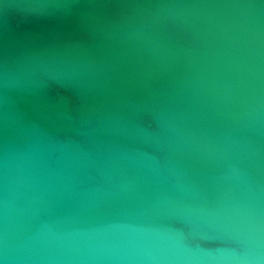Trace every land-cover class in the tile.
<instances>
[{
  "label": "water",
  "instance_id": "1",
  "mask_svg": "<svg viewBox=\"0 0 264 264\" xmlns=\"http://www.w3.org/2000/svg\"><path fill=\"white\" fill-rule=\"evenodd\" d=\"M0 264H264V0H0Z\"/></svg>",
  "mask_w": 264,
  "mask_h": 264
}]
</instances>
